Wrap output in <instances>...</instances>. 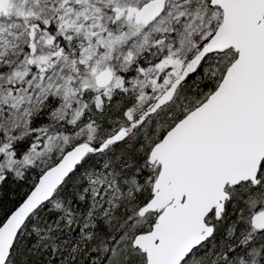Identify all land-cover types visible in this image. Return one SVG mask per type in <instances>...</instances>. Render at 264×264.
Here are the masks:
<instances>
[{
	"label": "snow or ice",
	"instance_id": "snow-or-ice-1",
	"mask_svg": "<svg viewBox=\"0 0 264 264\" xmlns=\"http://www.w3.org/2000/svg\"><path fill=\"white\" fill-rule=\"evenodd\" d=\"M0 264H264V0H0Z\"/></svg>",
	"mask_w": 264,
	"mask_h": 264
},
{
	"label": "trees",
	"instance_id": "trees-1",
	"mask_svg": "<svg viewBox=\"0 0 264 264\" xmlns=\"http://www.w3.org/2000/svg\"><path fill=\"white\" fill-rule=\"evenodd\" d=\"M12 187L15 188V185H12ZM24 190H26V189H21V191H24Z\"/></svg>",
	"mask_w": 264,
	"mask_h": 264
}]
</instances>
